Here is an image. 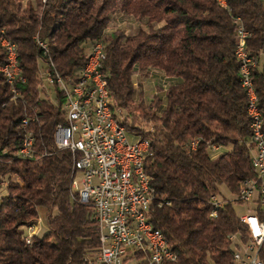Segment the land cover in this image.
Returning <instances> with one entry per match:
<instances>
[{"label":"trees","instance_id":"1","mask_svg":"<svg viewBox=\"0 0 264 264\" xmlns=\"http://www.w3.org/2000/svg\"><path fill=\"white\" fill-rule=\"evenodd\" d=\"M0 0L1 38L15 43L21 76L13 87L0 72V264H86L99 247V228L89 202L71 188L72 154L53 140L64 121V97L55 84L41 85L49 66L73 77L84 64L89 42L102 40L101 62L109 106L138 138H146L144 158L153 199L148 218L175 254L168 264H234L233 253L248 240L234 209L241 182L253 177L249 117L234 57V16L251 31L248 51L258 58L252 77L264 116L263 0ZM117 10L144 20L131 34L107 31ZM47 44L48 56L34 35ZM162 71L146 101L136 70ZM47 84L55 89L47 93ZM27 124L22 125V119ZM33 135V154L16 151L24 133ZM196 138L194 148L190 141ZM211 144L219 149L213 150ZM227 192H223L222 188ZM224 199L210 215V195ZM45 228L25 240V227ZM254 206H250L249 209ZM230 236H233L230 238ZM264 260V252L261 253Z\"/></svg>","mask_w":264,"mask_h":264},{"label":"built area","instance_id":"2","mask_svg":"<svg viewBox=\"0 0 264 264\" xmlns=\"http://www.w3.org/2000/svg\"><path fill=\"white\" fill-rule=\"evenodd\" d=\"M217 1L226 7V0ZM233 22V52L246 96V113L251 116L248 143L255 170V175L245 178L239 187L238 201H251L254 207L239 214L247 227L248 240L234 251L233 261L234 264H264L261 258L264 252V116L252 77L258 58L247 48L251 31L243 25L240 16H234ZM34 37L48 56L46 42L36 34ZM1 40L6 44V51L0 72L14 90V80L17 77L23 79L16 45L6 37ZM104 57V42L98 39L89 42L85 62L73 77L60 75L53 69L51 61L41 71V85L45 82L55 84L64 97L65 118L55 126L54 143L72 154L71 188L80 201L92 205L98 223L99 247L86 264H168L175 254L162 231L148 218L153 189L145 171L144 158L149 142L146 138L133 137L126 130L118 119L120 109L113 111L110 106H104V96L109 95L105 75L100 69ZM26 124L27 119L23 118L22 125ZM196 143L197 139H192L190 147L194 148ZM32 145L33 135L27 130L16 153L30 157ZM210 147L219 149L217 144ZM5 185V177H0V190ZM224 201L211 194L209 214L215 215L217 207ZM38 228L32 224L25 227L27 242Z\"/></svg>","mask_w":264,"mask_h":264},{"label":"rangeland","instance_id":"3","mask_svg":"<svg viewBox=\"0 0 264 264\" xmlns=\"http://www.w3.org/2000/svg\"><path fill=\"white\" fill-rule=\"evenodd\" d=\"M22 1L25 3L27 0H22ZM140 26H144V20H137L131 14L125 13L122 10H117L115 13H113L110 19L107 31L109 32L115 28H121L124 30L126 34H131L134 33ZM133 79L135 81L134 85L137 89H139L137 82L141 84L144 93V98L146 101H148L151 98V96L156 92L155 86L157 84L162 86H166L167 84V78L165 77L164 73L158 69H153V68H148L142 71L136 70L135 73L133 74ZM47 93L51 98L54 97L55 89L53 88V86L47 84ZM221 188L225 193L226 192L225 189L223 187ZM252 204L253 203L251 201L247 203L237 202L234 204V209L236 213L239 215L248 212ZM45 211L46 210L44 206L38 207L39 225L38 224L36 225L37 227H41L42 229L45 228V224H46Z\"/></svg>","mask_w":264,"mask_h":264},{"label":"bare ground","instance_id":"4","mask_svg":"<svg viewBox=\"0 0 264 264\" xmlns=\"http://www.w3.org/2000/svg\"><path fill=\"white\" fill-rule=\"evenodd\" d=\"M41 1L44 2V0H41ZM1 44L5 47V51H6V44L3 40H1ZM108 100H109V95H105L104 96V106H109ZM248 117H249V125H251V116H248Z\"/></svg>","mask_w":264,"mask_h":264},{"label":"crops","instance_id":"5","mask_svg":"<svg viewBox=\"0 0 264 264\" xmlns=\"http://www.w3.org/2000/svg\"><path fill=\"white\" fill-rule=\"evenodd\" d=\"M38 225H39V223H38ZM35 227H37V225H35Z\"/></svg>","mask_w":264,"mask_h":264}]
</instances>
